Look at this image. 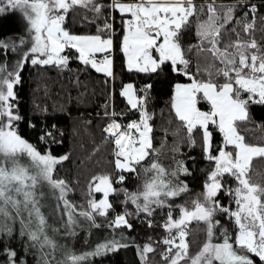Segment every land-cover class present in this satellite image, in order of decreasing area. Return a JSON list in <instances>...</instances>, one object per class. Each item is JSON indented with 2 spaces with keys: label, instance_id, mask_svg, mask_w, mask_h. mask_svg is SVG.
<instances>
[{
  "label": "snow or ice",
  "instance_id": "6c2138e0",
  "mask_svg": "<svg viewBox=\"0 0 264 264\" xmlns=\"http://www.w3.org/2000/svg\"><path fill=\"white\" fill-rule=\"evenodd\" d=\"M88 3H91V0H0V14L8 9L20 10L26 18L30 31L34 33L30 48L33 57L31 64L67 66L69 57L62 53L65 49H75L77 58L83 64L91 65L96 71L112 76L110 57L104 56L101 60L95 58L96 54L106 53L112 48V39H105L100 35H75L63 27L66 15L73 6L86 7ZM114 7L121 13L131 15V19L126 22L127 34L122 41V50L127 56L129 70L156 72L166 62H170L174 71H182L191 79L190 84L175 85L172 107L179 120L185 124L190 136L198 128L202 130L205 150L209 153L208 159L216 164L205 184L203 202L197 199L193 202L191 210L183 208L179 219H173L169 214L164 227L170 233L173 229L177 230V236L163 241L169 245L168 253L172 254L170 264H181L185 259H188L190 264H254L253 259L247 254H241L239 249H246L247 253H254L264 261V186L253 182L249 175L253 159L264 158V145L247 143L237 127L239 122L248 120L250 102L264 104V49L253 38H238L221 49V30L225 24L232 21L235 6H219L223 9L221 14L213 0L207 5L208 19L197 25V36L200 37L201 45L205 41L211 45L210 48L201 50L211 52L224 64L218 74L225 77L227 82L217 85L211 79L207 82L200 81L188 72L189 60L186 59L185 50L180 43L181 30L197 11L193 0H136L134 3L116 2ZM99 10V7L95 8V11ZM251 11L256 12L255 5L251 6ZM238 23L242 24L246 33H251L256 26L255 19L250 22L241 20ZM105 28L110 29L111 25H105ZM153 51L158 53V57L153 55ZM27 55L24 57L25 61ZM178 65L182 68L176 67ZM18 67L22 68L23 64ZM2 72L4 68L0 67V73ZM211 75L212 73H209L210 77ZM20 80L19 71L8 73L7 78H0V121L6 118V123H0V217L4 221L21 218V223L32 241L39 242L41 248L47 245L55 250V242L44 233L46 219L41 213L39 203V196L43 193H38L37 189L41 184L47 183L51 188L59 190V198L64 201V207L67 209L68 224L76 223L75 206L65 199L70 190L67 182L54 178L56 166L68 157H57L50 151L42 154L14 127V121L22 119L14 113L12 103L16 96L14 87ZM149 88L151 85H147L144 91ZM242 92L249 94L247 99L242 98ZM121 94L127 98L132 108L142 109L141 119L139 122L128 124L124 130L120 124L113 121L105 131L115 138L116 168L134 172L133 165L140 164L152 150V128L149 124L151 117L143 110L144 98L137 97L133 84L125 85ZM198 94H202V98L210 103V111H201L198 108ZM210 124L216 125L223 134L225 146L220 148L215 156L211 154L213 145ZM133 131L138 133V136H133ZM229 145L233 146L234 151L225 150ZM21 156H26L30 163H21ZM179 170L187 172L183 164ZM145 171H152L155 175L144 185L142 193L129 194V200L136 204L138 211L150 215L154 210L153 204L164 205L161 197H175L187 191L186 185L173 186L172 182L165 178L168 175L166 170L158 163H152ZM226 173L238 182V187L229 190L235 197V211L220 206L216 199L224 187L220 177ZM172 175L175 176L176 173ZM119 179L123 181L125 177L120 176ZM94 180L95 186H90V190L102 192L104 198L99 201L90 200L91 211L79 213L88 219L93 218L94 212L102 216L107 215L108 209L112 208L108 196L115 191L111 177L98 176ZM141 197L142 204L139 203ZM218 210L230 213L234 218L238 228L234 240L225 232L222 242L213 243V229L219 224L213 217ZM23 212H27V223H24L22 218ZM127 215H117L113 224L131 228ZM33 216L37 221L35 230L29 227ZM193 220L207 224L208 239L194 257H189L187 225ZM7 231L10 232L11 229L7 228ZM177 238L179 243L176 242ZM124 246L118 241H111L98 245L92 253L68 254L63 264H80L89 255H102ZM173 249H176L174 254ZM153 251L151 245H145L141 258L145 259L146 254ZM10 255L15 257L16 253L11 252Z\"/></svg>",
  "mask_w": 264,
  "mask_h": 264
},
{
  "label": "trees",
  "instance_id": "16d2710c",
  "mask_svg": "<svg viewBox=\"0 0 264 264\" xmlns=\"http://www.w3.org/2000/svg\"><path fill=\"white\" fill-rule=\"evenodd\" d=\"M113 1L136 0H91L86 7L73 6L63 24L71 34L100 35L102 38L112 39V76L96 71L91 65L83 64L77 58L78 53L75 49H65L62 53L69 57L67 66L33 65L30 61L22 63L23 51L16 41L18 35L25 32L22 23L27 21L23 18L18 25L14 23L11 30L18 35L5 37L7 43L13 44L12 47L8 45L7 49L5 47L6 55L8 58L12 56L17 59L18 63L14 70L19 71L21 77L20 82L14 87L16 96L12 103L14 113L20 115L22 119L14 121V127L42 154L50 151L57 157H68L56 166L54 178L67 182L70 190L66 193L65 199L75 206L74 217H81L84 220L83 225H86L70 230L71 250L89 247L91 231L98 230L103 232V235L124 234L127 246L126 251L118 249L94 256L92 264H127L126 256L130 261L136 259V264H169L171 255L167 252L169 245L163 241L169 239L172 232L170 233L164 225L168 222L169 214L173 219H178L183 208L191 210L193 202L197 199L203 202L202 194L210 173L215 169V161L208 159L209 153L205 150L202 130L198 128L190 136L172 107L174 86L177 83H191V79L182 71H174L170 62H166L156 72L129 70L122 50V41L127 30L126 15L113 7ZM193 2L197 6V11L180 33V43L185 50L186 59L189 60L187 70L197 80L207 82L211 79L217 85H222L227 80L219 75L218 71L224 68V64L211 52L201 50L208 49L211 45L206 41L201 45L200 37L197 36V25L208 19L207 5L213 0ZM215 4L221 14L223 9L219 6H235L232 21L225 24L221 30L219 44L221 49L234 43L238 38L240 40L253 38L264 49V0H215ZM252 5L256 7L255 13L251 11ZM97 7L100 9L98 12L95 11ZM12 16V9H8L0 14V20L6 21ZM253 19L256 26L251 33H246L238 21L250 22ZM105 25H111V28L106 29ZM21 63L22 68L18 67ZM176 67L182 68L179 65ZM14 70L9 73H15ZM209 73H212L211 77ZM125 84L135 86L137 97L144 98L143 110L151 117L149 124L152 128L150 134L152 150L140 164L133 165L134 172L116 168L115 138L105 131L113 120L124 130L128 124L140 118L142 109L132 108L121 94ZM147 85H151V88L145 92ZM197 106L201 111L210 109L208 102L201 97H198ZM248 114L247 121L238 123V131L245 137L247 143L264 145V104L250 102ZM0 123H6V118ZM209 131L212 132L211 154L215 156L224 145L223 135L211 124ZM226 149L234 151L231 145ZM152 163H158L166 170L168 175L165 178L170 180L173 186L186 185L187 191L175 197H161L164 205L153 204L154 210L149 215L138 211L136 204L129 200V194L144 191V185L155 175L152 171H145ZM181 164L187 168V172L179 170ZM174 172L175 176L172 175ZM105 175L111 177L112 187L115 189L108 196L112 208L103 216L94 212L92 219L79 215L81 212L91 211L90 200L97 201L100 198L101 193L90 190V186L94 188L95 177ZM249 175L253 182L264 186V158L253 159ZM120 176H124L125 179L120 181ZM220 182L224 187L216 199L220 206L234 211L237 205L234 195L230 194L229 190L238 187V182L227 173L222 176ZM59 201L60 210L66 217L64 201L62 199ZM139 203H143V197ZM125 213L128 214L127 220L132 227L115 226L113 224L115 217ZM213 220L219 221L213 229L214 241L221 240L226 231L233 235V240L235 239L238 228L230 213L218 210ZM17 227L24 228L22 223L17 224ZM187 231L189 257H194L208 239L207 224L193 220L187 225ZM22 232L25 236L26 232L24 230ZM24 245L27 247L24 246L26 251L20 250L21 252L13 259L16 262L20 261L21 257L38 259V247L33 245L34 248H31L28 243ZM145 245H151L154 251L147 253L146 258L142 259V249ZM239 251L241 254L249 255L254 264H264V261L254 253H247L246 249ZM166 256L168 259H165ZM181 264H190V261L185 259Z\"/></svg>",
  "mask_w": 264,
  "mask_h": 264
},
{
  "label": "rangeland",
  "instance_id": "374dc122",
  "mask_svg": "<svg viewBox=\"0 0 264 264\" xmlns=\"http://www.w3.org/2000/svg\"><path fill=\"white\" fill-rule=\"evenodd\" d=\"M113 3H115V2L113 1L112 4ZM12 12H13V16L10 17L8 20H6V21L0 20V67L4 68V72L0 73V78H7V74L9 72L13 71L14 66H16V64L18 63L16 58H14L12 56L9 58L7 57V55H6L7 54V52H6L7 46L9 45L12 47L13 44H9V42L7 43L6 42L7 40L5 39V37H7L9 35H18L13 30H11V27H14V23L16 25H18L23 18L26 20V18L23 16V14L20 10H13L12 9ZM128 20H129V18H128ZM27 23H22V28L25 30V32L21 35H18L19 38L16 41V43H19L18 44L19 48L23 51L22 63H25L26 61L31 62V59L33 58L32 54L30 53V48L33 44L32 37L34 36V33H32L30 31V26ZM126 34H127V30L125 32V35ZM75 35H80V34H75ZM28 42H31V44H28ZM5 47H6V49H5ZM111 49L109 51H111ZM109 51L107 52L108 55H109ZM26 54H28V55H27V60L25 61L24 57ZM102 55L105 56L106 54L102 53ZM125 58H126V65H127V56L126 55H125ZM14 71L16 72L17 70H14ZM177 84H187V83H177ZM241 95H242V98L247 99L249 94L242 92ZM174 96H175V90H174L173 98H174ZM198 97L202 98V94H198ZM126 100H127V98H126ZM204 101H206V100H204ZM127 102H128V100H127ZM208 104L210 106V109H209V111H210L211 105L209 102H208ZM140 119L141 118H139V120ZM139 120H137V122H139ZM214 126H216V125H214ZM222 147H225V146L223 145ZM225 150L232 151V150H228V149H225ZM20 162L23 164H29L30 163L29 159L26 156H21ZM215 167H216V164H215ZM221 178L222 177H220V181H221ZM37 191H38V193H43L42 196H39V203H40L41 213L44 215V217L46 219V225L44 227V233L52 241L55 242V245H56L55 250L51 249L47 245H45L43 248H41L39 242H34L30 239V236L28 235L27 230L25 228L21 227L22 228L21 229L20 227H17V224L21 223V218H17L13 221H4V219L2 217H0V264H13V261H15V260L13 259L14 257H12L10 255V253L15 252L17 254V253L21 252L20 250L26 251V249H25L26 246L24 245L25 243H28V245L31 248H34L33 245L38 247V251H39L38 259L32 260L30 258L21 257V260L18 262L15 261V264H39V263L45 264V262H47V264H63V262L65 261L68 254L81 255V254H85V253H92L96 250L98 245L109 243L111 241H118L120 244L125 245L124 247H120L119 249L121 251H126L127 243L125 241L126 237L124 234L111 233L108 235L107 234L103 235V232H100L98 230H92L91 231V242H90L89 247H87V248L84 247L83 249L77 250V251L71 250L70 245H69V237L71 235L70 230H72V228L75 229L78 226H86V225H83L84 220L81 217L80 218L74 217L76 220V223L72 224V225L68 224V217L67 216L64 217V214H63V212H61L60 207H59V205H61V203L59 201V200H61L59 198L60 197L59 190L51 188L47 183H43L40 186H38ZM100 193H101V196L97 201L104 198L103 193L102 192H100ZM22 218L24 220V223L28 222L27 212L22 213ZM36 226H37V221H36V218L33 216L32 217V223L29 227L32 230H35ZM7 228H10L11 231L10 232L7 231ZM22 230H24L26 232L25 236H23ZM226 232L229 236H231L233 238V235L231 233H229L228 231H226ZM237 234H238V229H237L236 235ZM174 236H177V230L176 229L172 230V234L169 236V238H172ZM223 236L221 237V240H219V241L213 240V243L222 242ZM42 239H43V237L41 238V240ZM176 242L179 243L178 238H177ZM7 245H9V247H7ZM175 251H176V249H174L173 254ZM171 255L169 258V264H170ZM93 257L94 256L89 255L87 257V259L84 261H81L80 264H92ZM126 262H127V264H136V259L134 261L133 260L130 261L128 256H126Z\"/></svg>",
  "mask_w": 264,
  "mask_h": 264
},
{
  "label": "crops",
  "instance_id": "0c3cea01",
  "mask_svg": "<svg viewBox=\"0 0 264 264\" xmlns=\"http://www.w3.org/2000/svg\"><path fill=\"white\" fill-rule=\"evenodd\" d=\"M115 3L116 2H119V1H114ZM134 2H136V1H126V2H120V3H134ZM115 3H113L112 5H113V7H114V4ZM115 8V7H114ZM117 9V8H116ZM118 11H119V9H117ZM120 12V11H119ZM121 13V12H120ZM123 15H126V21H128V18H129V20L131 19V15L130 14H128V13H122ZM126 27H127V24H126ZM127 29V28H126ZM98 54H102V53H98ZM106 55L105 56H109L110 57V59L112 60V56H111V51H109V55L107 54V52L105 53ZM153 55L154 56H156V57H158V53H156L155 51H153ZM111 68H112V70H113V65L111 66ZM187 84H190V83H187ZM125 85H127V84H125ZM124 85V86H125ZM175 87V86H174ZM124 88V87H123ZM174 90H175V88H174ZM122 91H123V89H122ZM130 105V104H129ZM131 106V105H130ZM140 118H141V113H140ZM135 122H137V121H135ZM132 123V122H131ZM133 136H138V133H135L134 131H133Z\"/></svg>",
  "mask_w": 264,
  "mask_h": 264
},
{
  "label": "built area",
  "instance_id": "2783aa9c",
  "mask_svg": "<svg viewBox=\"0 0 264 264\" xmlns=\"http://www.w3.org/2000/svg\"><path fill=\"white\" fill-rule=\"evenodd\" d=\"M95 58L97 59V60H101V59H103L104 58V56L103 55H101V54H96V56H95ZM114 121V120H113ZM113 121L111 122V123H113ZM116 122V121H115ZM110 123V124H111ZM117 123V122H116ZM185 125V124H184Z\"/></svg>",
  "mask_w": 264,
  "mask_h": 264
}]
</instances>
